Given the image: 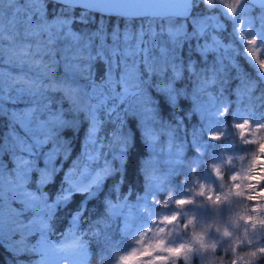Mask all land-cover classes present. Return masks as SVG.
I'll return each instance as SVG.
<instances>
[{"label": "snow or ice", "instance_id": "1", "mask_svg": "<svg viewBox=\"0 0 264 264\" xmlns=\"http://www.w3.org/2000/svg\"><path fill=\"white\" fill-rule=\"evenodd\" d=\"M186 3V14L161 17L168 21L167 29L163 24L160 26L161 33L167 32L173 48H160V55L157 57L151 54L148 47L143 46L146 44L143 37L147 34L144 24L140 25L138 31L134 26L133 31L126 30L123 35L118 30H106L103 23L90 33L75 32L69 27V16H79L81 21H86L93 15H99L101 18L119 17L132 21L133 25L137 19H149L146 16L115 10L112 0H32L31 3L22 0L19 4L17 0H0V12H3V15H0V38L8 41L13 32L21 30L26 37H34L41 32L49 35L44 45V55L33 60L37 67L42 68L44 79L29 80L24 76L12 78L14 89H26L30 94H25L19 101L13 102L23 103L22 109L10 112L5 107L6 101L3 102L4 107L0 108V117L9 118L11 129L8 137L0 141V247L6 243L16 264H24L25 259L33 264H48L43 260V254L37 252L33 245L43 236L50 238V221L56 210L67 206L76 195L82 197L79 207L72 215V226L77 227L87 202L100 193L105 181L117 174L123 176L122 167H114L108 159L101 163V157L104 156L102 149L106 144L109 148L116 144L119 155L113 159L123 163L133 143L132 134L124 130L126 118H133L129 121L133 127L139 122L143 138L148 144L158 143L157 127H163V123L158 119L157 108L167 112L178 110L183 104L180 100L181 92L171 83L182 75L181 68L175 62V48L181 40L188 39L189 35H206V32L201 31V21L192 18L193 9L198 5L204 4L209 9L218 7L222 15L231 20L233 36L241 45V52L248 45L255 46L247 49L248 60L256 68L258 81L264 83V71H261L264 70V59H253L258 50L260 56L264 57V0H234V3L228 4L224 3V0H207L206 4L205 0H186ZM53 5L59 9V13L54 22L49 23L47 9ZM33 7L41 9L39 22L29 13V9ZM176 18L192 19L191 32L186 31L184 25ZM256 21L260 24L258 30L254 29ZM222 28L223 25L218 23L213 29ZM147 32H151L153 36L157 35L152 23L148 24ZM109 35L111 43H108ZM212 41L226 47L216 36H212ZM199 51L202 55H207L202 46ZM18 54L30 56L31 45L20 49ZM161 77L164 80L163 87L157 83ZM242 82L246 95L251 100L256 81L243 78ZM204 83H215V80H209L205 72ZM153 85L156 87V93H159L158 105L153 99L155 93L150 95ZM217 114L223 115L222 112ZM233 118L243 119V123H238L236 127L243 129L249 126V120L244 119L239 112L235 113ZM250 118L252 124L264 129V114L253 113ZM108 123L119 126V134L114 132L110 141L99 135L103 126ZM82 124L85 127L83 150L71 169L63 175L54 199H50L46 186L56 180L60 171L57 167L60 159H67L72 152V142L66 136L78 132ZM200 131L213 129L209 124L202 126ZM216 131H219V128ZM196 135L197 131L193 130V143L196 142ZM168 136V151L171 152L174 138L172 129H169ZM219 139L218 135L211 136V140ZM206 147L215 145L209 143ZM199 150L197 148V151ZM260 151L264 153V144L260 145ZM39 161H42V166ZM77 176L81 179H77ZM145 179L146 183L156 190L153 177L146 175ZM254 179L264 181V176ZM113 190L119 192V185L114 184ZM261 193L264 194V189ZM149 195L155 200V191L150 192L149 188L145 196L135 197L145 206L144 212L138 214V220L131 222L138 231L147 228L150 232L158 223L173 224L179 215L173 212L171 216H165L163 221L153 219L155 214L148 211ZM129 196H132L131 192L123 197L124 206H127ZM219 201L220 198L217 197V202ZM156 203L159 204L158 201ZM176 204H192V201L181 199L177 200ZM117 206L118 204L111 201L107 202L109 218ZM259 223L264 226V220ZM159 231H164L163 227H160ZM6 232L10 234V239H6ZM245 232L247 233V229ZM87 235L84 233L83 238L79 236V239L88 245ZM92 235L99 238L101 233L93 232ZM223 235L227 237L232 234L225 230ZM245 242L251 244V240L239 241L241 244ZM199 245L196 249L182 245L167 251L177 255L184 252L185 260H188L187 253L196 256L201 254V250H217L216 243L208 245L199 241ZM55 247L62 251L66 245L55 242ZM223 250L230 251L231 245ZM257 252L264 254V247L257 248L255 253ZM255 253L252 257H255ZM122 259L127 260L128 257ZM57 264H69V260L65 256L57 261ZM232 264L236 262L233 261Z\"/></svg>", "mask_w": 264, "mask_h": 264}, {"label": "trees", "instance_id": "2", "mask_svg": "<svg viewBox=\"0 0 264 264\" xmlns=\"http://www.w3.org/2000/svg\"><path fill=\"white\" fill-rule=\"evenodd\" d=\"M22 0H17V3H21ZM25 3H31L32 0H23ZM7 11V10H5ZM29 13L36 17V21L39 22L41 16V9L39 7H33L29 9ZM59 13L57 7L49 6L47 9L48 22L52 23ZM211 15L217 14V12L210 10L206 5L200 4L193 9L194 14ZM3 15V12H0ZM10 15V14H9ZM218 15L221 17L223 28L220 30H212L209 33L210 39H206L204 42L197 41L194 37H189L186 40H181L178 48L175 49L176 60L175 62L181 68L182 75L179 79L171 81L172 86L178 88L181 92L180 100L183 104L178 110H170L167 112L161 111L157 108L159 113L158 119L162 121L163 127L160 128L158 134L159 138H163L161 142H166L169 139L168 132L172 129L173 134L182 136L184 138L190 137V133L193 130L197 131V128L202 123L208 120L210 123L216 125V134H221L222 140L227 138H236L234 134L236 125L241 123L243 119H234V114L237 111L242 115L246 112L249 120L251 115L264 114V83L258 81L256 77V68L238 51L239 44L236 42V38L233 36L232 25L229 20L222 16L218 11ZM148 20L137 19L134 22L125 21L119 17H104L99 15H93L87 18L86 21H81L79 16L72 18L69 16L71 23L69 27L75 32L90 33L96 30L101 23L105 26V29H115L120 31H133V27L138 31L141 24H144L145 30L149 23L158 25L163 24L164 27L168 24V21L159 17L146 16ZM154 18V19H152ZM183 23L185 30L191 31L193 24L191 19L184 20L183 18H176ZM158 28V27H157ZM166 28V27H165ZM147 33V32H146ZM212 36H216L221 44L216 42L214 47H211L208 42L212 41ZM11 39L5 41L0 38V108L5 107L11 112L13 110H19L24 107L23 103H13L8 96H15L14 88L11 83L12 78L16 76H24L29 80H43V70L41 67H37L33 60L37 56L44 55V45L47 43L49 35L41 32L34 37H26L24 32H13ZM145 43L147 42L148 33L143 37ZM111 42L109 35L108 43ZM31 45V55L24 57L18 54L22 48H27ZM146 47V44L143 45ZM202 46V50L207 55H202L199 51V47ZM231 46V47H227ZM9 62V64L7 62ZM194 70V71H193ZM207 72L209 80H215V83H204V73ZM243 78H248L252 81H256V88L252 92V99L249 100L246 95L245 88L243 86ZM157 83L163 87L164 80L161 77ZM9 84L10 87L6 88ZM17 90V89H16ZM153 99L159 104L158 96L156 93V87L153 85L152 92ZM30 94V93H29ZM243 97V99H241ZM39 99V97H37ZM10 100V101H9ZM199 102L208 103V106L197 110V104ZM225 109H227L225 111ZM197 110V111H196ZM205 110V112H204ZM222 112L223 115L217 113ZM217 114V115H214ZM244 118V116H243ZM132 117L125 119V131H128L133 136L132 147L128 150V154L125 156L123 163L119 160L113 159L114 156L119 155L118 145L114 144L113 148H109L107 144L102 149L104 156L101 157V163L104 159H108L114 167L123 168V176L119 174L112 176L105 181V185L102 186L100 193L92 199H90L86 207L83 210V215L79 221L78 226H72V215L79 207V202L82 199L79 195H76L72 202L67 206L60 207L56 210L55 215L50 221L51 234L48 237L49 242L55 247V242L66 247L62 250L64 252L73 251H86L87 258L85 264H117L121 257L130 251V249L137 243L138 237L131 235L132 227L127 225L125 228V221L122 219V214L130 212L132 215L138 218V214L144 212L143 207L139 210L138 202L135 197L139 195L143 197L146 195V175L150 176V170L152 174L154 172L161 173L158 177L165 176V170L161 169L163 160L161 158H153V150L156 145L153 143L148 144L144 140L142 135V128L137 122L133 127L130 120ZM138 119V118H137ZM118 125L113 126L111 123L105 124L99 135L106 141H110L114 132L117 134ZM9 118L0 117V141H3L8 137L10 132ZM159 130V129H158ZM184 130V132H183ZM166 132V133H165ZM72 142V152L67 159H60V163L57 167L60 171L57 173V178L53 184L46 186L50 199H54V195L58 189L59 183L63 179V175L71 169L73 162L79 158L80 152L83 150V142L85 139V127L82 124L78 132L66 136ZM236 140V148H238L239 142ZM220 139L217 144H219ZM156 147H158L160 145ZM154 147V148H153ZM116 150V153L112 157H109L108 152ZM194 147H186L187 155H195ZM42 166V161L38 162ZM121 181H123L121 183ZM119 185L120 191L115 192L113 185ZM264 187V183H263ZM131 192L132 196H129L127 200V206L122 203L123 197L128 196ZM162 196V195H161ZM111 201L113 204H118L117 208L113 210L111 218L107 213V202ZM133 206L129 209V205ZM136 221V220H132ZM131 221V222H132ZM264 231V226H263ZM93 232H100L99 238L92 235ZM87 233L88 245L79 239V236L83 238V234ZM264 244V235L260 239ZM248 248L252 251L255 246L248 245ZM56 250H58L55 247ZM61 251V250H58ZM104 257L103 261L98 262V257ZM0 264H16L15 260L9 254L7 245L0 247ZM252 264H264V254L258 252Z\"/></svg>", "mask_w": 264, "mask_h": 264}, {"label": "rangeland", "instance_id": "3", "mask_svg": "<svg viewBox=\"0 0 264 264\" xmlns=\"http://www.w3.org/2000/svg\"><path fill=\"white\" fill-rule=\"evenodd\" d=\"M224 3H234V0H224ZM210 10L217 12V14L201 15L197 13L192 16L193 19L201 21V31L206 32V35H189V37L204 42L206 39L211 38L209 33L214 27L218 26V23L224 24L218 15V11L222 14L221 10L218 7ZM190 21L192 23V19ZM229 22L231 23V20ZM160 26L161 24L152 25L157 33L155 36L151 32H147L148 27L146 28L149 38L146 47L151 50L152 55L157 57L160 55V48H173L167 32L161 33ZM165 27L167 29L168 24ZM237 27L242 28L243 26L237 25ZM259 27V21H256L254 29L258 30ZM118 31L121 35L125 32ZM208 44L214 47L216 42L210 41ZM239 46L238 51L248 60L249 53L247 49L255 46L248 45L243 52L240 51L241 45ZM177 48L178 46L175 49ZM258 58L264 59L260 56V50L253 57V59ZM7 63L9 64V62ZM256 67L258 68V65ZM9 87L10 85L7 84L6 88ZM14 92L15 96H8L14 102L19 101L21 96L29 94L26 89L23 91L14 89ZM194 104H197V110L203 109V107H211L205 102ZM246 115V112L242 113L244 119L249 120L248 117H245ZM241 123H243V120ZM209 124L213 131H200L202 126H208ZM234 128L236 138L232 137L224 140L220 138V143L217 144L218 140H211V136L218 135L221 137V134H216V125L206 120L197 128L195 143H193V133H190V137L187 138H184L183 135L173 134L171 152L168 151L169 139L160 143L163 140L160 137L158 147H156L158 143L152 144L156 145L154 146L155 150H153V158H161L163 160L161 169L167 172H165V176L159 178L158 176L161 173L154 172L152 174V170H150V176L153 177L156 190L152 185L146 183L145 193L148 188L150 192L155 191V200L151 195L148 197V211L155 214L152 218L158 222L163 221L165 216H171L173 212L179 213V215L173 224L158 223L149 232L147 228L138 231L132 226L131 221L138 220L136 216L130 212L122 214L125 228L127 225L131 226L133 233L131 235H136L138 240L117 264H124L122 259L124 257H128L127 264H232L233 261L236 264H252L255 257L248 255V253L256 251L259 247H264L262 241L260 244L264 231L263 226L259 223L264 220V194L261 193V190L264 189V181L254 179V177L264 176V153L260 151V145L264 144V129L252 124L251 120H249V126L243 129ZM158 129L157 133L159 134L160 128ZM234 139L241 142L238 148H236L237 143ZM245 141H252L253 143H246ZM209 143L215 145V147H206ZM188 146L194 147L193 153L195 155L186 154V147ZM177 148H179L178 153ZM197 148L200 150L197 151ZM115 153V149L109 151V157H112V154ZM77 179H81V177L77 176ZM237 193H240V195H237ZM217 197L220 198L219 202H217ZM249 197H252V199H249ZM181 199L191 200L192 204H176V201ZM157 201L159 204L156 203ZM136 205H138L139 210H141V207L143 209L145 207L141 202ZM132 206L133 204H130L129 209ZM141 213L143 212L140 211ZM253 223L255 229H253ZM185 225H187V228H185ZM137 227H139V224H137ZM160 227H163L164 231H159ZM245 229H247V233ZM225 230L232 235L224 236ZM6 239H10V234L7 232ZM240 240H251V244L255 246V249L252 251L248 248L249 244L247 242L241 244L239 243ZM199 241H203L208 245L216 243L217 250L214 252L211 249L201 250V254L196 256L193 253H187L188 260H185L184 252L177 255L167 251L169 248H180L182 245L196 249L200 246ZM229 245H231V250L224 251L223 249L229 248ZM33 247L37 252L43 254V260L47 261L48 264H57V261L62 260L65 256L68 258L69 264H85L87 258L86 251L64 252L56 250L47 236L41 237ZM24 264H33V262L25 259Z\"/></svg>", "mask_w": 264, "mask_h": 264}, {"label": "water", "instance_id": "4", "mask_svg": "<svg viewBox=\"0 0 264 264\" xmlns=\"http://www.w3.org/2000/svg\"><path fill=\"white\" fill-rule=\"evenodd\" d=\"M117 11L150 17L184 15L187 12L186 0H112Z\"/></svg>", "mask_w": 264, "mask_h": 264}, {"label": "clouds", "instance_id": "5", "mask_svg": "<svg viewBox=\"0 0 264 264\" xmlns=\"http://www.w3.org/2000/svg\"><path fill=\"white\" fill-rule=\"evenodd\" d=\"M207 3V0H205V4ZM253 253H255V251L251 252V253H248V255L252 256ZM257 256V253H255V257ZM105 258L104 257H98V262L99 261H103ZM124 264H127V260H124Z\"/></svg>", "mask_w": 264, "mask_h": 264}]
</instances>
